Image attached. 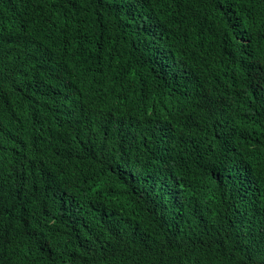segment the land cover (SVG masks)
Segmentation results:
<instances>
[{"label":"trees","instance_id":"1","mask_svg":"<svg viewBox=\"0 0 264 264\" xmlns=\"http://www.w3.org/2000/svg\"><path fill=\"white\" fill-rule=\"evenodd\" d=\"M0 264H264V0H0Z\"/></svg>","mask_w":264,"mask_h":264}]
</instances>
